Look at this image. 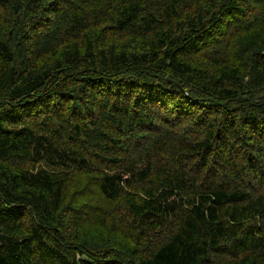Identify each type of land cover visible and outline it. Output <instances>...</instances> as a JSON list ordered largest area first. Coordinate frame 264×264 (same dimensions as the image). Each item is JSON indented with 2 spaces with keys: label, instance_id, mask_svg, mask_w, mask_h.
Masks as SVG:
<instances>
[{
  "label": "trees",
  "instance_id": "16d2710c",
  "mask_svg": "<svg viewBox=\"0 0 264 264\" xmlns=\"http://www.w3.org/2000/svg\"><path fill=\"white\" fill-rule=\"evenodd\" d=\"M0 264H264V0H0Z\"/></svg>",
  "mask_w": 264,
  "mask_h": 264
}]
</instances>
